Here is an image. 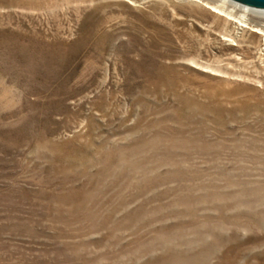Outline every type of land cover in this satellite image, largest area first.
Wrapping results in <instances>:
<instances>
[{
  "label": "rangeland",
  "instance_id": "rangeland-1",
  "mask_svg": "<svg viewBox=\"0 0 264 264\" xmlns=\"http://www.w3.org/2000/svg\"><path fill=\"white\" fill-rule=\"evenodd\" d=\"M257 11L0 0V264H264Z\"/></svg>",
  "mask_w": 264,
  "mask_h": 264
},
{
  "label": "water",
  "instance_id": "water-1",
  "mask_svg": "<svg viewBox=\"0 0 264 264\" xmlns=\"http://www.w3.org/2000/svg\"><path fill=\"white\" fill-rule=\"evenodd\" d=\"M250 7L264 9V0H232Z\"/></svg>",
  "mask_w": 264,
  "mask_h": 264
},
{
  "label": "bare ground",
  "instance_id": "bare-ground-1",
  "mask_svg": "<svg viewBox=\"0 0 264 264\" xmlns=\"http://www.w3.org/2000/svg\"><path fill=\"white\" fill-rule=\"evenodd\" d=\"M244 5V4H243ZM245 6H247V5H245ZM212 7H216L217 8V6H215V5H212ZM248 7H250V6H248ZM250 8H253V9H255V10H258L257 12H254V13H256V14H260V15H263L264 16V12H260V11H264V9H258V8H254V7H250ZM240 21V20H239ZM236 22H238V21H236ZM241 24H244V22H241L240 23V25Z\"/></svg>",
  "mask_w": 264,
  "mask_h": 264
}]
</instances>
